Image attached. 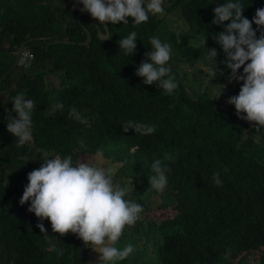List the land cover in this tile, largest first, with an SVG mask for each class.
I'll list each match as a JSON object with an SVG mask.
<instances>
[{
  "label": "trees",
  "instance_id": "obj_1",
  "mask_svg": "<svg viewBox=\"0 0 264 264\" xmlns=\"http://www.w3.org/2000/svg\"><path fill=\"white\" fill-rule=\"evenodd\" d=\"M214 2L164 0V18L157 14L140 25L130 18L128 24H109L112 38L103 40L99 31L106 32V23L99 29L91 16L78 18L74 0H0V80L13 68L21 45L30 44L34 55L31 69L19 68L0 84V264H81L82 246L71 232L54 233L44 220L47 231L41 233L36 216H19L30 213L28 203H19L29 172L4 167L39 168L45 156L74 151L86 158L97 149L118 165L116 178L127 183V198L144 209L138 231L129 230L125 243L139 239L144 229L159 237L163 264H264V128L240 119L227 103L241 85L228 80L230 70L221 63L226 54L215 35L225 29L212 24ZM244 6L243 15L251 20L264 0H244ZM172 14L182 25L169 22L162 28ZM133 30L137 53L125 56L117 42ZM89 33L91 43L83 44ZM203 35L206 48L218 51L212 80L208 69L207 74L194 70V79L179 78L181 90L169 95L132 79L134 64L147 58L151 36L168 38L176 54L189 56L187 61L195 57L207 68L204 49L196 43ZM66 39L70 42L52 43ZM19 92L35 104L33 138L22 147L6 129L11 99ZM139 97L148 109L137 110L133 100ZM57 103L63 109L57 110ZM73 107L86 123L70 116ZM137 113V122L154 127V137L168 138L175 156L164 162L170 169L168 185L159 193L150 188L149 169L129 159L128 152L137 145L146 149L153 140L123 131L121 124ZM114 146L125 151L109 153ZM215 173L222 186L212 181ZM155 210L162 218L150 217Z\"/></svg>",
  "mask_w": 264,
  "mask_h": 264
},
{
  "label": "clouds",
  "instance_id": "obj_2",
  "mask_svg": "<svg viewBox=\"0 0 264 264\" xmlns=\"http://www.w3.org/2000/svg\"><path fill=\"white\" fill-rule=\"evenodd\" d=\"M163 2L164 0H74V8L80 11L78 18L88 15L99 21V29H105L106 23L107 32L109 24H128L129 18L133 25L146 23L151 16L157 14L164 18L166 9ZM214 3L217 6L213 9L212 24L222 25L225 29L215 35L216 43L226 54L225 60L219 59L225 70H230L228 80L241 85L238 94L229 97L227 103L234 106L240 119L254 122L258 129L264 128V7L257 8L250 20L243 15L246 8L244 0H215ZM166 21L161 23L162 28L169 24L168 18ZM228 21L230 23L225 25ZM101 32L107 35L105 31L100 30L99 36ZM163 37H149L150 48L146 49L145 53L147 58L138 65L134 64L132 79L143 85L140 87L147 88L146 85L155 84L164 93L171 95L181 90L179 78H188L190 82L194 79V70L207 74L208 69L206 76L209 75L211 80L214 78L218 51L216 48H206L205 35L197 36L196 43L204 49L203 60L207 68L203 67L200 61L195 63V57L187 61L189 56L176 54L169 39ZM137 40V32L134 30L124 37H119V50L125 56H134L137 53ZM64 41L69 40H56L52 43H66ZM86 41L82 43L85 44ZM20 49L22 51L14 71L19 68L29 70L34 62L30 44L20 46L14 66ZM5 77L0 80H4L0 84L9 78L4 79ZM221 93L222 89L217 97ZM11 102L13 108L8 112L6 129L15 138L17 147H22L33 138L31 129L35 104L24 92L14 95ZM133 103L137 110L149 108L141 97L133 100ZM55 107L61 110L64 106L57 103ZM70 116L76 121L86 123L75 107L70 109ZM139 118L141 117L138 113L130 116L129 121L121 124L123 131L127 133L129 130H135L136 134L153 136L154 127L137 122ZM168 128L175 127L169 125ZM167 139L153 136L146 149L137 145L134 151L128 152L134 160L132 164L149 169L150 188L158 193L164 191L168 185L167 173L170 169L164 162L175 160L171 143ZM135 156H138V159ZM41 160L43 162L39 168L4 167L7 171L29 172L28 183L19 196V203L29 204L27 210L30 213L27 214L33 215L28 217L38 218L39 223L36 226L41 233L47 231L44 220L50 222L54 233H73H70V238L82 246L81 264H163L157 250L159 237L153 233L147 235L143 229L139 239H133L132 244L125 243L129 230L138 231L144 209L140 203L127 198L128 185L116 178L118 165L106 160L103 149H97L92 157H80L75 161L74 156L69 154L49 155ZM212 181L216 186H222L219 173L212 176ZM152 243L156 246H152ZM88 254L89 257L94 255L87 258Z\"/></svg>",
  "mask_w": 264,
  "mask_h": 264
},
{
  "label": "rangeland",
  "instance_id": "obj_3",
  "mask_svg": "<svg viewBox=\"0 0 264 264\" xmlns=\"http://www.w3.org/2000/svg\"><path fill=\"white\" fill-rule=\"evenodd\" d=\"M163 16V15H162ZM168 21L172 24V25H174V26H181L182 25V21L181 20H178L177 19V16H175V15H172V16H169L168 17ZM166 23H167V21H166ZM164 25V24H163ZM226 59V57L223 59V60H225ZM222 65H224L223 63H222ZM221 65V66H222ZM5 103H6V101H5ZM110 149V151H109V153H113V151H116V149H122V151H125V149L122 147V146H114V147H111V148H109ZM69 155H72V156H74V161L75 160H77V159H79L80 157L83 159L84 157L83 156H80V157H78L77 155H74V151H72L71 152V154L69 153ZM76 156V157H75ZM129 159L133 162L134 160L133 159H131L130 158V156H129ZM128 159V160H129ZM126 164H127V162H126ZM128 173H130L129 172V170H128ZM158 199V203H161V198H157ZM150 217H152V218H156V219H160V218H162V213H161V211H159V210H155V211H153L152 212V214L150 215ZM153 261H156V260H149V262H153Z\"/></svg>",
  "mask_w": 264,
  "mask_h": 264
},
{
  "label": "water",
  "instance_id": "obj_4",
  "mask_svg": "<svg viewBox=\"0 0 264 264\" xmlns=\"http://www.w3.org/2000/svg\"><path fill=\"white\" fill-rule=\"evenodd\" d=\"M107 35L104 33V32H101L100 33V36H101V38L102 39H104V40H107V39H110L111 38V36H112V32H111V30H110V28L107 26ZM92 41V34L91 33H89V37H88V40L85 42V44H88L89 42H91ZM64 42H66V43H69V41H64ZM23 49V48H22ZM22 49H20V51H19V55H18V57H17V63H16V65L13 67V69L6 75V77L4 78V79H7L8 77H9V75L16 69V66H17V64H18V62H19V58H20V53H21V51H22ZM2 81H4V80H2ZM1 81V82H2ZM0 82V83H1ZM33 214H22V215H20L21 217H28V216H32Z\"/></svg>",
  "mask_w": 264,
  "mask_h": 264
}]
</instances>
